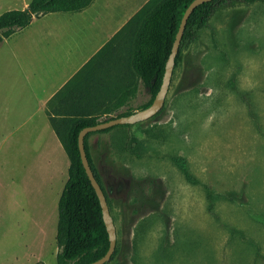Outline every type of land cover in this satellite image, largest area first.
Instances as JSON below:
<instances>
[{
	"label": "rangeland",
	"instance_id": "rangeland-1",
	"mask_svg": "<svg viewBox=\"0 0 264 264\" xmlns=\"http://www.w3.org/2000/svg\"><path fill=\"white\" fill-rule=\"evenodd\" d=\"M21 8L0 0V14ZM130 94L128 106L150 99L141 85L124 89ZM7 123L0 264H56L69 158L62 149L37 161L3 140ZM112 131L85 139L116 228L106 264H264V1L215 11L181 46L162 108Z\"/></svg>",
	"mask_w": 264,
	"mask_h": 264
},
{
	"label": "crops",
	"instance_id": "crops-1",
	"mask_svg": "<svg viewBox=\"0 0 264 264\" xmlns=\"http://www.w3.org/2000/svg\"><path fill=\"white\" fill-rule=\"evenodd\" d=\"M20 1L23 10L31 0ZM149 1L92 0L79 11L33 17L3 39L0 122L8 120L3 140H13L40 161L46 152L63 149L51 119L65 130L79 118L102 122L138 111L128 106L133 95L124 98V89L140 87L130 59L142 21L135 16ZM45 163L54 172L53 162ZM27 196L25 189L23 215Z\"/></svg>",
	"mask_w": 264,
	"mask_h": 264
},
{
	"label": "trees",
	"instance_id": "trees-1",
	"mask_svg": "<svg viewBox=\"0 0 264 264\" xmlns=\"http://www.w3.org/2000/svg\"><path fill=\"white\" fill-rule=\"evenodd\" d=\"M92 0H31L23 10H8L0 15V42L9 37L16 29L26 27L33 17L51 12H74L87 7ZM193 0H150L135 16L142 21L136 34L131 57L134 78H138L150 99L139 107L147 108L158 92L164 73L165 63L170 54L181 18L186 7ZM264 0H212L199 5L189 16L174 64L183 44L196 39V32L208 26L211 16L220 7L236 2L253 4ZM130 110L115 117L127 116ZM112 118L105 119L103 121ZM56 135L69 158L68 178L58 200V221L55 241L58 247L56 264H89L101 258L109 247L108 234L102 220L101 207L93 187L81 164L77 136L87 126L99 123L95 118L72 120L65 129L51 119ZM132 124L116 125L128 127ZM93 133V132H91ZM84 137V148L86 136ZM86 152V150H85ZM89 165L96 181L101 186L90 159ZM183 172L187 174L185 168ZM102 188V186H101ZM103 190V188H102ZM106 264V263H105Z\"/></svg>",
	"mask_w": 264,
	"mask_h": 264
},
{
	"label": "water",
	"instance_id": "water-1",
	"mask_svg": "<svg viewBox=\"0 0 264 264\" xmlns=\"http://www.w3.org/2000/svg\"><path fill=\"white\" fill-rule=\"evenodd\" d=\"M209 1H212V0H193L186 7L184 14L181 18L180 25L176 33L175 40L173 42L170 54L165 63V68H164V73H163L160 88L158 92L156 93L152 103L147 108L140 109L127 116L115 117V118H112L106 121L99 122L93 126L84 127L78 133L77 148H78L81 164L98 198V201L101 207L102 220L105 225L106 232L108 234V240H109V247L106 253L98 260L92 263H89V264H105L110 260L114 252L115 245H116V228L114 225L113 218L110 214V210H109L108 203L104 195V192L101 186L99 185V183L96 181L94 174L91 170V167L89 165L86 152H85V148H84V137L88 133L101 131V130H104V129H107V128H110L116 125L135 124V123L141 122L143 120L150 118L162 108L166 94L169 89L171 76H172L173 68H174V60L178 52L179 44H180L187 20L189 16L191 15V13L199 5L209 2Z\"/></svg>",
	"mask_w": 264,
	"mask_h": 264
}]
</instances>
